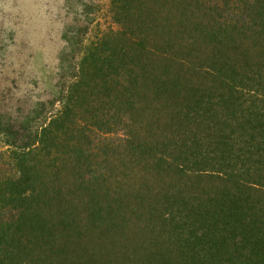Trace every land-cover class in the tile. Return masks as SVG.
<instances>
[{
  "label": "trees",
  "instance_id": "obj_1",
  "mask_svg": "<svg viewBox=\"0 0 264 264\" xmlns=\"http://www.w3.org/2000/svg\"><path fill=\"white\" fill-rule=\"evenodd\" d=\"M108 1L0 185V264H127L150 229L144 264H264V0Z\"/></svg>",
  "mask_w": 264,
  "mask_h": 264
},
{
  "label": "rangeland",
  "instance_id": "obj_2",
  "mask_svg": "<svg viewBox=\"0 0 264 264\" xmlns=\"http://www.w3.org/2000/svg\"><path fill=\"white\" fill-rule=\"evenodd\" d=\"M120 29L108 0H0V185L19 177L16 147L61 109L63 84L80 54ZM153 232L134 233L115 253L132 249L127 264L154 260L164 248Z\"/></svg>",
  "mask_w": 264,
  "mask_h": 264
}]
</instances>
